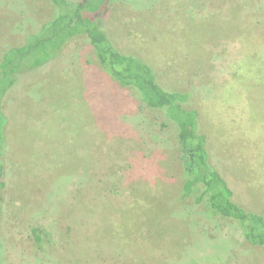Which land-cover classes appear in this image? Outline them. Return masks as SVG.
Masks as SVG:
<instances>
[{"label": "rangeland", "instance_id": "1", "mask_svg": "<svg viewBox=\"0 0 264 264\" xmlns=\"http://www.w3.org/2000/svg\"><path fill=\"white\" fill-rule=\"evenodd\" d=\"M56 15L50 0H0V61ZM100 15L118 50L188 94L233 199L264 216V125L241 107L264 101V0H116ZM58 54L4 100L1 264H264L237 221L198 189L183 196L164 110L110 76L87 37Z\"/></svg>", "mask_w": 264, "mask_h": 264}, {"label": "trees", "instance_id": "2", "mask_svg": "<svg viewBox=\"0 0 264 264\" xmlns=\"http://www.w3.org/2000/svg\"><path fill=\"white\" fill-rule=\"evenodd\" d=\"M50 1L56 6L57 15L43 23L38 31L27 35L22 44L6 49L0 61V209L1 192L6 185L2 160L7 122L4 100L19 76L51 62L68 41L81 35L88 38L101 66L110 76L122 86L135 88L150 108L164 110L163 125L175 128L183 161L186 176L183 196L198 189L199 195L194 198L197 203L206 201L212 211L237 221L251 244L264 245V216L247 210L233 199L234 191L210 160L208 137L201 131L198 111L182 104L188 94L163 88L157 82L153 67L134 54L118 50L102 27L100 13L116 0ZM241 107L249 122L253 120L256 127L264 125V101L257 97L255 104L243 101ZM31 232L34 243L40 247L43 230L33 227Z\"/></svg>", "mask_w": 264, "mask_h": 264}]
</instances>
